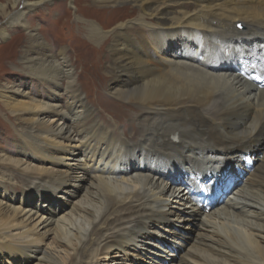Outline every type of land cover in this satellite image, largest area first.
<instances>
[{"label":"bare ground","instance_id":"1","mask_svg":"<svg viewBox=\"0 0 264 264\" xmlns=\"http://www.w3.org/2000/svg\"><path fill=\"white\" fill-rule=\"evenodd\" d=\"M8 1L23 11L53 0ZM71 1L75 12H58L53 26L73 17L78 52L52 50L25 11L0 4L28 31L26 75L64 84L66 98L0 89L26 125L19 158L0 152V186L18 184L13 168L37 199L27 210L25 195L14 205L0 188V258L12 262L0 264H130L135 253L174 264L187 234L172 226L197 229L176 264H264V156L250 172L241 162L264 147V91L233 68L264 58V0ZM234 169L247 173L230 197L207 213L192 204L186 175L204 183Z\"/></svg>","mask_w":264,"mask_h":264},{"label":"rangeland","instance_id":"2","mask_svg":"<svg viewBox=\"0 0 264 264\" xmlns=\"http://www.w3.org/2000/svg\"><path fill=\"white\" fill-rule=\"evenodd\" d=\"M0 4L6 6V11L9 15L14 14L16 11H18V13H22L23 11H25L24 21L30 23L31 27L35 29V32L36 30H40V34L44 39V43L50 46L52 50L57 51L58 48L67 49V51L72 49L75 50L76 52H78L77 48H80L81 50V46H79L80 43L74 40L70 41L71 37L68 36L69 35L68 27L70 26V24L73 23L72 21L73 17H70V19L67 21L69 26L66 25V28H63L59 24L56 26V28L53 26L56 21L55 19L58 12L63 10L65 11L68 10L70 11V13L75 12L72 1L70 3H67L66 0L64 1L53 0L51 2L43 3L32 10L28 9L23 11L21 9L22 4L19 5L18 7L19 9H16V7L12 8L8 0H0ZM9 15L7 17L0 16V29L7 28L6 36L4 38L0 37V89L8 87L7 89L10 92L29 93L35 99L58 97L59 100L56 103L60 104V106H65L66 98L64 97V90H63L64 84L62 85V87H54V88L48 87L40 81L39 82L37 80L31 81L30 77H28L26 75V72H24L25 65L23 64V60L29 59L32 56V53H30L27 48L28 42L26 43V38H27L26 36L28 31H25L24 28L17 26L16 21L13 20V18H11L13 22L10 20L12 23L8 24L10 23L8 21ZM71 36L74 37L75 35H71ZM82 39H84V37H82ZM83 51L85 50L83 49ZM71 69L73 70V74L75 77V74L78 72L77 71L78 69L77 70H75V68H71ZM104 75L105 74H103V72L102 73L99 72L97 74V77L102 78V76ZM81 95L84 98L85 95L83 92ZM48 101L52 102V100L50 99ZM116 108L119 109L120 107L116 105ZM47 117L49 116L45 117L46 120ZM143 117L144 115L141 113L139 120L143 119ZM64 122L65 124L71 123L69 119H66L63 122H59V124H63ZM137 126L140 127L141 123L140 125L138 124ZM25 127H26L25 124L17 123L15 121V117L12 114H10V112L0 104V152L6 154L12 159L19 158L20 144H19V136L17 134L19 131L20 132L23 131ZM120 132L122 133V128H119V133ZM170 140L174 143H177V140L173 139V137L171 136H170ZM263 156H264V147H261V149L255 153V158L253 159V165L260 163L261 157ZM40 166L42 165L40 164ZM6 170H8V172L11 174V178H13L14 181L18 182V184L17 185L4 184L0 186V188L2 189L1 192L5 193L6 195L3 200L11 204L14 205L17 204L21 206L20 203L17 202V200L21 199L25 195L26 197L24 199L26 200L25 201L26 203L23 204L22 206L27 210L30 209L35 210L37 199L33 195L30 196L27 195L29 190H27L26 189L27 187L22 184V179L20 178V174L17 172V170H14L13 168ZM246 173L247 172L243 171L242 173H236L234 175V178H238V176L241 175V177L237 179L236 182L237 184L235 187L237 186L239 187L241 185L242 179L246 176ZM12 198L14 200H12ZM70 200H72V197L64 195L63 199H61L60 201H62L64 205H67V202H70ZM53 206H54V202H53ZM64 209L65 212L69 211V207L67 206H64ZM172 227H174L176 231L187 234L186 242L180 241V239H178V242L180 243L181 247L184 250L177 252L176 256L173 255L175 258V260L173 261L174 264H176V263H180L179 261L180 257H182L183 254H185L187 248L195 242L194 240H196L197 238V232H196L197 229L196 227H193L192 229L193 231L185 232L179 230V228L175 226ZM161 234H163V237H165V234L163 232ZM144 254H146L147 257L150 256L148 253H144ZM144 254L135 253V256H137L136 258L128 256L127 257L128 263L146 264L144 260L148 262L149 257L147 258ZM162 255L163 254L159 253L158 251V256H156V258H158L160 262L171 263L170 262L171 259L166 261L165 259H161L160 257ZM0 259L2 261H6V262L8 261L7 263H12L10 262V260H8V256L4 255ZM16 262L20 263L21 261L18 260ZM153 264H157V263L154 262Z\"/></svg>","mask_w":264,"mask_h":264}]
</instances>
